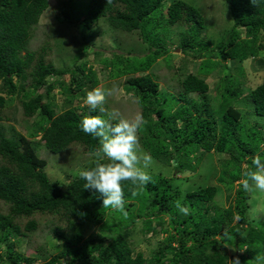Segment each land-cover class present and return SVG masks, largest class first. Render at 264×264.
<instances>
[{"label": "trees", "instance_id": "trees-1", "mask_svg": "<svg viewBox=\"0 0 264 264\" xmlns=\"http://www.w3.org/2000/svg\"><path fill=\"white\" fill-rule=\"evenodd\" d=\"M225 1L233 24L217 40L203 36L206 18L200 8L185 0H89L82 17L77 18L88 30L104 20L116 30L141 32L145 54L114 52L101 62L110 68L111 78H125L126 90L138 98L145 120L140 137L144 149L170 163L177 174L197 169L199 151L229 154L222 162L219 181L230 189L237 184L234 209L219 207L220 188L206 185L181 200L189 208L184 215L174 205L182 191L174 187L173 179L148 172L152 181L144 186L122 182L124 200L137 203L138 209L117 222V217L107 215L113 208L103 207L99 192L84 189L83 179H72L65 188L52 182L45 171L47 160L37 152L44 145L53 154L80 148L95 155L99 141L82 132L81 121L86 115L104 118L100 110L84 105L61 111L52 93L58 84L69 96L85 86L94 89L100 83L97 72L88 60L72 68H58L53 56L58 41L49 36L38 48H30L49 0H0V249L5 247L0 264H33L35 259L17 248L25 238L31 242L43 224H50V232L59 241L57 253L43 264H232L237 258L240 264H264V220L248 226L251 195L241 184L243 172L255 170L252 159L259 155L264 160V130L246 114L264 117V74L259 85L245 89L240 79L244 68L239 66L240 76L235 77L226 64L259 57L264 0L259 7L250 0ZM64 15L75 22L69 11ZM171 35L178 42L176 49L201 59L199 70L207 67L210 74L218 66L224 69L216 91H211L206 75L193 72L171 85L168 92L160 90L150 71L165 56L167 67L174 69L168 56ZM93 44L84 43L79 56ZM262 66L264 69V62ZM65 74L75 76L69 84L60 80ZM245 91L246 101L253 105L246 113L236 106ZM13 96L21 106V127L36 118L33 128L9 132L5 122L12 119L7 107ZM214 100L218 101L216 107ZM94 166L95 161L85 169ZM164 215L169 218L164 246L149 259L142 253L134 256L131 226L143 219L146 231L151 232L155 219L165 224ZM235 215L237 220L230 226ZM90 225H100L107 235L86 238ZM220 233L233 239V257L223 243L225 238H217ZM36 252L42 255L44 249L37 246Z\"/></svg>", "mask_w": 264, "mask_h": 264}, {"label": "rangeland", "instance_id": "rangeland-1", "mask_svg": "<svg viewBox=\"0 0 264 264\" xmlns=\"http://www.w3.org/2000/svg\"><path fill=\"white\" fill-rule=\"evenodd\" d=\"M186 2L200 8L206 18V30L203 36L209 40H217L225 35L226 31L232 26L233 20L230 13L229 5L225 0H185ZM49 8L41 17L40 23L36 28L35 34L30 41V48H38L44 40L49 36L51 41H58V45L54 46V61L58 68H72L76 63H82L85 60L90 62L97 72L100 83L97 87L108 90L115 89L113 95L107 97L104 105L105 112L99 114L103 115L104 119H109L108 112L113 109L118 110L122 117L133 119L137 113L141 114V109L137 96L133 91L126 90L125 78L115 80L109 76L110 68H105L101 62L104 57H111L112 53H130L132 56L143 55L146 52V47L141 39V32H124L110 28L108 24L101 20L93 30H88L80 25L77 18L82 17L83 12L89 0H49ZM65 3H68L66 5ZM65 11H69L74 15V21L70 22L64 15ZM261 43L263 48L260 50L259 57L253 58L245 63L227 61L228 70L232 72L235 77L240 76L238 67L244 68V74L240 76L243 81L245 89H253L262 82L264 69L262 63L264 62V33H262ZM171 42L169 47L171 53L168 55L171 59L172 67H167L166 56L158 60V62L151 69V73L156 76L160 84L162 92H168L171 85H176L179 79L185 78L190 73H198L205 76L210 85L211 91H216L217 85L220 84V79L224 76L225 71L218 66L215 72L207 74L208 68L199 70L201 59L192 54H185L181 49H176L178 42L175 40V35H171ZM84 43H94L83 56H79L83 51ZM176 49V50H174ZM97 52V53H96ZM74 74H65L60 77L65 83L69 84L74 78ZM55 78L51 77L53 82ZM95 87V88H97ZM92 90V89H91ZM83 91H89V87L85 86L82 91H77L73 96H69L62 91L58 84L52 93V98L60 106L61 111H65L70 107H82L85 104L86 95ZM247 92L236 104L245 113L251 110L253 105L248 103L245 99ZM214 107L218 105V101L214 100ZM107 104V105H106ZM8 112L12 119L5 122L7 128L14 129L16 132L24 131L25 127L33 128L35 119L33 118L28 123L25 122L24 128L21 127V106L16 100V97L8 99ZM251 123L257 124L264 130V117L258 114L246 113ZM143 117V116H142ZM143 118V123H144ZM144 125L138 131L139 143L142 151L147 152L142 146L140 137L143 135ZM41 135V134H40ZM40 135L35 138L38 139ZM38 154L40 157L47 160L45 168L49 179L52 182L58 183L65 188L72 179L79 177V172L84 170L88 165L96 161V155L84 153L80 148H71L63 150L58 154L51 153L44 145L38 147ZM148 153V152H147ZM150 154V153H148ZM151 155V154H150ZM197 156L200 158L197 169L188 171L183 174H177L173 166L164 160L154 158V163L146 170L147 172L159 173L168 178L173 179V185L176 189L182 191V197L190 191H195L206 185H217L220 188V196L218 205L224 209H234L237 184L230 189L221 184L219 177L222 170V162L229 157V154H218L215 150L199 151ZM246 167V164L243 165ZM251 198L249 200V221L248 226L256 224L264 220V191L254 190L250 192ZM138 204H130L126 200L124 211L110 209L108 216L117 217V222L124 221V217L136 214ZM127 213L125 215L124 213ZM213 215V211H211ZM107 216V217H108ZM165 224H160L156 219L154 220V231H146L143 219H137L135 224L131 227L133 229L131 237V245L134 250V256L142 253L146 259H149L153 253L163 247L164 239L167 233L164 232L168 228V216L164 215ZM237 220L236 215L233 217L232 226ZM53 224H51L52 226ZM105 234L100 225H90L86 227L85 237L91 235ZM218 239H223V243L228 249L230 257H233L236 250L232 238H229L222 233L217 235ZM59 241L53 237L50 232V224H43L38 232L32 235L31 242L27 238L24 244L17 248V252L28 255L35 259L33 264L46 263L52 255L57 253L55 246H58ZM37 246H42L44 254L36 252ZM5 247L0 249L3 253ZM242 252V251H241Z\"/></svg>", "mask_w": 264, "mask_h": 264}, {"label": "clouds", "instance_id": "clouds-1", "mask_svg": "<svg viewBox=\"0 0 264 264\" xmlns=\"http://www.w3.org/2000/svg\"><path fill=\"white\" fill-rule=\"evenodd\" d=\"M109 2V0H108ZM259 7L260 0H250ZM115 89L104 90L99 87L87 91L85 104L93 111L99 109L105 112L107 97L113 95ZM109 119L99 115H86L81 121V130L99 141L95 152V166L79 172V178L86 181L84 189L99 192L103 197V207L124 211V189L122 182H131L135 186H144L152 181L146 171L153 163V158L142 151L138 131L143 124V117L137 113L133 119L124 118L118 110L108 112ZM112 121H115L113 123ZM255 170L243 172L241 181L245 192L264 191V160L259 155L252 159ZM135 194V193H133ZM174 201L175 207L184 215L189 214V208ZM127 215V213H124ZM81 215H84L81 213ZM232 264H240L239 259Z\"/></svg>", "mask_w": 264, "mask_h": 264}]
</instances>
